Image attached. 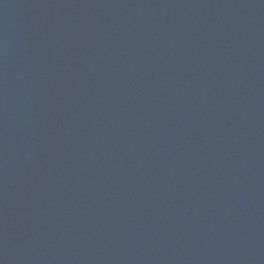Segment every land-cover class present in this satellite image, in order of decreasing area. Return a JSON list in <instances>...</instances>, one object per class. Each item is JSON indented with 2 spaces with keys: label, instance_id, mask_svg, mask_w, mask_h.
<instances>
[{
  "label": "water",
  "instance_id": "1",
  "mask_svg": "<svg viewBox=\"0 0 264 264\" xmlns=\"http://www.w3.org/2000/svg\"><path fill=\"white\" fill-rule=\"evenodd\" d=\"M0 264H264V0H0Z\"/></svg>",
  "mask_w": 264,
  "mask_h": 264
}]
</instances>
